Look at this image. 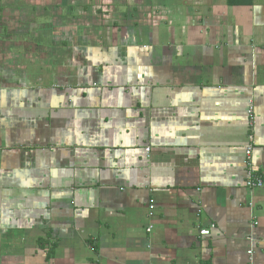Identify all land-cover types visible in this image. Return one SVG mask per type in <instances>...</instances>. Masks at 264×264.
I'll use <instances>...</instances> for the list:
<instances>
[{
    "label": "crops",
    "instance_id": "crops-1",
    "mask_svg": "<svg viewBox=\"0 0 264 264\" xmlns=\"http://www.w3.org/2000/svg\"><path fill=\"white\" fill-rule=\"evenodd\" d=\"M249 136L264 0H0V264H264Z\"/></svg>",
    "mask_w": 264,
    "mask_h": 264
},
{
    "label": "built area",
    "instance_id": "built-area-1",
    "mask_svg": "<svg viewBox=\"0 0 264 264\" xmlns=\"http://www.w3.org/2000/svg\"><path fill=\"white\" fill-rule=\"evenodd\" d=\"M248 113L251 115V111L249 110ZM252 136H249L248 138V144H246L244 148V166L246 170L245 175V187L247 189H258L264 187V182L261 180L259 176H257L253 170L252 164H251V154H252ZM149 149H146V152H148ZM200 236H206L208 235L207 230L200 231ZM248 255H251V252L248 253ZM251 257V256H250ZM251 264V263H250Z\"/></svg>",
    "mask_w": 264,
    "mask_h": 264
}]
</instances>
